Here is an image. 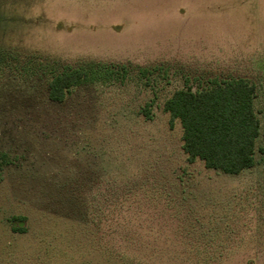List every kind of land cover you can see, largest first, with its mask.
Segmentation results:
<instances>
[{"label": "rangeland", "instance_id": "1", "mask_svg": "<svg viewBox=\"0 0 264 264\" xmlns=\"http://www.w3.org/2000/svg\"><path fill=\"white\" fill-rule=\"evenodd\" d=\"M68 68L93 80L54 103ZM233 79L260 121L236 176L164 110ZM0 264H264V0H0Z\"/></svg>", "mask_w": 264, "mask_h": 264}, {"label": "trees", "instance_id": "2", "mask_svg": "<svg viewBox=\"0 0 264 264\" xmlns=\"http://www.w3.org/2000/svg\"><path fill=\"white\" fill-rule=\"evenodd\" d=\"M84 68H68L49 83V99L63 103L72 90L89 84ZM256 87L247 79L213 82L207 90H180L167 100L165 112L183 130V150L188 162H204L208 169L239 175L255 166L260 121L254 101ZM147 119H151L149 112ZM10 161H7L9 163Z\"/></svg>", "mask_w": 264, "mask_h": 264}]
</instances>
